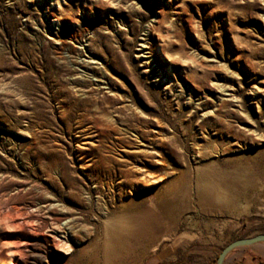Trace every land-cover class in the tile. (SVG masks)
I'll use <instances>...</instances> for the list:
<instances>
[{"label":"rangeland","instance_id":"374dc122","mask_svg":"<svg viewBox=\"0 0 264 264\" xmlns=\"http://www.w3.org/2000/svg\"><path fill=\"white\" fill-rule=\"evenodd\" d=\"M259 234L264 0H0V264H215Z\"/></svg>","mask_w":264,"mask_h":264},{"label":"water","instance_id":"95a60500","mask_svg":"<svg viewBox=\"0 0 264 264\" xmlns=\"http://www.w3.org/2000/svg\"><path fill=\"white\" fill-rule=\"evenodd\" d=\"M259 242H264V234H259V235L252 236V237H245V238L236 239V240L230 242L228 245H226L221 250V252L219 253V255L216 259L215 264H223V262H224V260H225V258L229 252H231L237 248L252 246V245L259 243Z\"/></svg>","mask_w":264,"mask_h":264},{"label":"bare ground","instance_id":"6f19581e","mask_svg":"<svg viewBox=\"0 0 264 264\" xmlns=\"http://www.w3.org/2000/svg\"><path fill=\"white\" fill-rule=\"evenodd\" d=\"M49 39H52V40H53V38H51V37H50ZM53 244L56 245L57 243H56V242H53ZM252 246L254 247V249H255L256 251H258V252L264 254V242H259V243H256V244L252 245ZM237 249H238V248H237ZM14 252H15V251H14ZM14 252H13V253H14ZM231 253H232V251L228 253V255L226 256V258H227L228 256L230 257ZM11 260H12V259H9V261H7V262H3L2 264H12Z\"/></svg>","mask_w":264,"mask_h":264}]
</instances>
